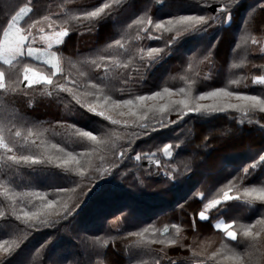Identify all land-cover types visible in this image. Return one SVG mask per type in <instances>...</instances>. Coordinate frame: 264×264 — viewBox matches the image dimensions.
Instances as JSON below:
<instances>
[{"label": "snow or ice", "instance_id": "1", "mask_svg": "<svg viewBox=\"0 0 264 264\" xmlns=\"http://www.w3.org/2000/svg\"><path fill=\"white\" fill-rule=\"evenodd\" d=\"M3 2L0 0V3ZM70 2L65 0L66 4ZM238 2L182 0L180 6L195 9L197 14H179L177 11L168 19L154 18L152 0H96L95 4L76 11L64 6H61L60 11H53L49 5L46 14L39 0H26L7 11L0 20V90L23 91L27 95L34 85H40L52 102L63 105L65 112L91 114L107 123L101 124L99 128H90L75 121L68 122L63 117L62 122L55 124L45 121L35 123L21 112L10 111L0 105V197H3L0 200V231L9 236V239L0 240V264H6L7 258L13 256L34 233L64 229L71 234L70 225L84 197L94 190L93 186L98 187L97 181L106 175L126 176L133 171H140L142 176L152 177L162 172L164 177L174 180L180 165L189 170L190 161L172 162L173 149H180L183 140L179 143H164L163 148H157L156 151L149 149L137 152L136 147L138 141L155 139L153 134L158 136L163 130L183 123L190 113L211 116L234 110L241 113L239 124L243 125L247 120L264 132V95L241 94L223 87L199 96L193 93L196 77L200 75L194 69L213 63L212 57L220 37H215V43L213 40L201 42L200 47L188 57L185 75L180 77L187 88L181 87L174 92L164 87L149 94H139L131 87L134 83L143 82L151 69L172 55L184 39L208 34L213 29L225 30V26L231 23V13ZM155 3L164 5V0H155ZM212 5H215L216 15L207 14ZM258 8L264 12V3L259 4ZM256 10L254 8L252 12ZM123 13H130L127 18L130 22L125 20L120 23L119 38L109 37L112 42L106 43L92 56L73 62L58 54L59 50L54 47L66 43L73 32L81 36L97 33L102 24L118 20ZM245 25L247 27L248 21H245ZM248 38L253 45L259 43L254 36ZM145 40L159 41L162 46L146 45L143 43ZM260 52L264 54V47L260 48ZM33 62L44 66V70H37ZM65 64L74 69L79 65L78 77L83 79L73 76L71 72L66 73ZM239 67L236 63L231 65L232 69ZM259 67L264 68V65ZM249 79L251 85H264V75ZM6 81L11 82V88L6 85ZM230 83L239 84L240 79H233ZM244 87L248 88L249 85L245 84ZM177 95L182 98H174ZM206 98H234L238 102L201 104L200 101ZM28 107H32L31 101ZM173 114L176 119L170 118ZM183 131L181 129L174 139H178ZM219 134L223 136L227 132ZM145 160L150 167L142 169ZM153 164L156 166L155 172L151 167ZM261 167H264V154H259L258 159L254 158L244 166L211 198L202 192L195 193L193 199L199 197L203 207L198 213L193 211L191 227L196 230L200 222H209L213 212L222 215L228 213L232 208L229 202H242L245 213L257 204L264 207V179L245 186V181ZM22 169H30L33 173L59 170L65 174L64 183L47 185L52 190L42 191L37 190L38 185L28 181L22 185L24 190H17L21 188V184L16 181ZM121 169L125 171L121 172ZM136 178L141 179L140 176ZM180 207L183 210L185 205ZM131 215L130 209L127 212L123 209L119 216L110 221V228L117 226L116 235H108L103 240L100 237L87 241L82 237L76 238L83 247L96 255L109 245L116 248L117 241H127L131 247L141 249L177 243L174 237L168 240L163 238L170 233L168 227L160 232L149 225L139 231H127L126 235L121 236L118 225ZM213 227L223 234L219 247L210 251V246H190L188 250L192 253V264H206L204 259L197 261L195 258L205 256L209 251L207 258L210 260L220 259L227 264H264V212H261L260 219L255 223H241L240 218H232L231 222L218 219ZM171 228L177 234L181 231L176 224H172ZM241 238L245 245L243 252L238 250ZM54 239L49 233L36 252L46 251ZM157 251L159 254L153 264H164L169 259L167 253L163 247ZM66 262L80 264L79 260L68 259L57 261L56 264ZM28 264H37V261L33 258ZM49 264L53 262L49 261ZM137 264L146 262L138 261ZM169 264H176V261L170 260Z\"/></svg>", "mask_w": 264, "mask_h": 264}, {"label": "trees", "instance_id": "2", "mask_svg": "<svg viewBox=\"0 0 264 264\" xmlns=\"http://www.w3.org/2000/svg\"><path fill=\"white\" fill-rule=\"evenodd\" d=\"M18 2L24 3L26 0H4L0 3V20L8 10L15 8ZM95 3L96 0H71L67 4L65 0H39L44 14L47 13L49 5L53 11H60L61 6L70 11H76ZM152 3L154 18L168 19L177 11L179 14H197L195 9L180 6L182 0H164V5L156 4L155 0H152ZM261 3H264V0H239L231 13V23L225 26V30L213 29L208 34L184 39L172 55L151 69L143 82L134 83L131 86L133 91L139 94H149L150 91L162 90L164 87H169L174 92L181 87L187 88L185 81L180 77L185 75L188 57L200 47L201 42L213 40L212 42L215 43V37H220V43L212 57L213 63L199 65L194 69L200 73L196 77L194 95L199 96L206 91L221 87L241 94L264 95V85H251L249 79L255 75H264V68L259 67L264 65V54L260 52V48L264 47V12L258 8ZM214 8L215 5H212L207 14L216 15ZM254 8L257 9L256 12H252ZM128 15L130 13H123L118 20H109L102 24L94 34L81 36L78 32H73L66 43L54 47L59 50L58 54H62L73 62L85 56H92L106 43L112 42L109 37L119 38L120 23L127 20ZM245 21H248L247 27ZM123 26L126 27V24ZM249 36L256 37L259 43L253 45ZM143 43L153 47L162 46L159 41L145 40ZM237 45H239L238 48ZM33 63L37 70H44V66ZM233 63L239 64L240 67L232 69ZM79 70V65L75 69L68 64L64 65V71L71 72L77 78H79ZM206 76L209 78L205 79ZM237 78L240 79L239 84L230 83L231 80ZM245 84L249 87L245 88ZM6 85L11 88L10 81H6ZM174 98L182 97L177 95ZM29 101L32 107H28ZM221 102L224 101L219 98H206L200 101L205 105H215ZM227 102L237 103L238 101L228 100ZM0 105L6 106L10 111L21 112L35 123L45 121L55 124L62 122V117L68 122L75 121L83 127L90 128H99L101 124L107 123L102 118L93 117L91 114L65 112L63 105L52 102V98L44 94L43 86L40 85H34L28 90L27 95L23 91L0 90ZM240 117L241 113L234 110L214 113L211 116H198L190 113L183 123L163 130L158 136L153 134L155 139L145 138L143 142L138 141L136 151L141 152L149 149L156 151L157 148L162 149L164 143H179L183 140L184 143L180 149H173L172 162L176 164L180 161H190V169L185 170L183 165H180L174 180L164 177L162 172L159 176L152 177L142 176L140 171H133L126 176L106 175L102 180L97 181L99 186H93L94 190L84 197V202L70 225L71 234L64 229L58 232L49 229L34 233L13 256L7 258L6 264H28L33 258L36 259L37 264L41 262L49 264V261L56 264L57 261L65 259L79 260L80 264H137L138 261L153 264V260L159 254L157 250L161 247L169 258L164 261V264H169L170 260H175L176 264H192V253L188 250L190 246L202 244L210 246V251L219 247L223 234L213 227L218 219H227L231 222L232 218H240L241 223H255L257 219H260L261 212H264V207L259 204L245 213L242 202H229L232 208L228 213L222 215L213 212V218L209 222H200L196 230L191 227L193 211L198 213L203 207L199 202V197L193 199L194 194L202 192L207 198H211L244 166L251 163L254 158L258 159L259 154H264V132L259 129L258 125L249 124L247 120L243 125L239 124ZM170 118L176 119V115L173 114ZM181 129L184 130L183 134L178 139H174L177 134L181 133ZM229 129L233 131L228 132ZM221 132H227V135L222 136L219 134ZM205 137L208 139L205 140ZM80 150L77 149V151ZM160 156L162 157V152ZM141 167L142 169L148 168L150 165L145 160ZM151 167L155 172L156 166L153 164ZM124 171L125 169H121V172ZM64 175L59 170L33 173L30 169H22L21 176L16 181L21 184V188L17 190H24L23 183L31 181L32 184L39 186L37 190L51 191L52 189L47 185L63 184ZM138 176L143 179V183L141 179L136 178ZM261 179H264V167L257 169L253 176L245 181V186L256 184ZM232 194L236 195L235 192ZM2 199L3 197H0V200ZM181 205H185L183 210H181ZM123 209L125 212L130 209L132 215L118 225L121 229L119 233L121 236L126 235L127 231H139L141 228L152 225L160 232L168 227L170 233L165 234L163 238L168 240L174 237L177 243L153 245L150 249H141L131 247L127 241H117L116 248L109 245L107 249H100V254L96 255L78 242L76 237H82L87 241L96 237L103 240L108 235H116L117 226L110 228V221L119 216ZM196 220L198 221V215ZM172 224L180 228L181 231L178 234L174 228H171ZM49 233L55 237L53 243L43 253H37L36 249L45 241ZM4 239H9V236L0 231V240ZM241 241L238 250L243 252L245 248L243 238ZM210 251L207 255L195 259L197 261L204 259L206 264H227L220 259H208Z\"/></svg>", "mask_w": 264, "mask_h": 264}, {"label": "rangeland", "instance_id": "3", "mask_svg": "<svg viewBox=\"0 0 264 264\" xmlns=\"http://www.w3.org/2000/svg\"><path fill=\"white\" fill-rule=\"evenodd\" d=\"M219 100H221V101H225V100H235L234 98H219ZM97 224H99V222H97ZM89 228V227H88Z\"/></svg>", "mask_w": 264, "mask_h": 264}]
</instances>
